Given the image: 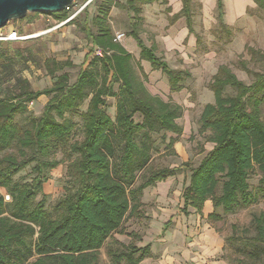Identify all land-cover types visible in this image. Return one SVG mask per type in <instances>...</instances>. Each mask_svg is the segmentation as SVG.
<instances>
[{"label": "trees", "instance_id": "trees-1", "mask_svg": "<svg viewBox=\"0 0 264 264\" xmlns=\"http://www.w3.org/2000/svg\"><path fill=\"white\" fill-rule=\"evenodd\" d=\"M181 1L182 12L187 16L189 0ZM252 1L264 13V0ZM134 4V0H125V9L137 16L140 9ZM110 7L94 18V33L85 24L81 28L97 52L91 50L86 55L85 61L90 55L92 58L71 86L67 76L62 75L54 78L51 88L33 93L27 81L17 79L18 94L0 98V189L11 198L10 214L3 216L5 203L0 196V264H95L98 250L114 234L136 238V234L126 233L122 227L129 219L143 217V191L184 170L190 172L189 185L181 194L180 213L184 216L189 209L201 214L206 201L211 202L213 210L221 209L224 214L248 207L255 201L247 183L253 171L260 176L257 193L264 199V123L259 117V107L264 103V71L252 72L242 66V71L254 80L247 86L227 67H219L208 86L214 102L205 105L199 117V133L206 134L205 142L212 145L211 150L196 168L183 163L175 168L147 170L153 152L149 134L161 131L180 135L182 129L176 120L181 109L136 87L132 56L113 42V33L106 23ZM221 7L218 0L217 9ZM44 15L57 22L66 19L63 12ZM127 36L139 49V61L135 62L139 71V62L145 61L153 71L166 77L171 93L180 91L182 82L190 78L189 73L174 71L156 57L153 48H147L139 39L135 26ZM245 51L252 59L257 56L264 60L260 52L249 48ZM46 66L44 62L50 75L61 70ZM226 88L234 94L226 95ZM40 96H51L42 116L28 117L22 126L16 124L15 119L26 112L27 104ZM88 98L86 112L81 116L83 139L70 146V151L78 155L67 167L75 188L57 202V216L51 220L42 202H32L46 180L44 173L58 165L52 157L66 149L72 126L65 122L64 114ZM109 98H116L114 121L105 112ZM134 114L141 116V123L133 122ZM173 145L169 139L165 147L172 154ZM9 149L16 153L4 154ZM31 164L35 175L31 181L14 183L13 177ZM214 217L211 213L207 219ZM255 223L257 241L264 244V216H258ZM34 235L35 240L27 243L25 237ZM136 240L140 241L138 237ZM122 248L120 252H106L113 264H140L151 257L149 245L137 248L128 244Z\"/></svg>", "mask_w": 264, "mask_h": 264}, {"label": "rangeland", "instance_id": "rangeland-1", "mask_svg": "<svg viewBox=\"0 0 264 264\" xmlns=\"http://www.w3.org/2000/svg\"><path fill=\"white\" fill-rule=\"evenodd\" d=\"M240 2L244 4L245 0H235L236 5ZM107 6L111 7L106 23L110 24L109 26L114 30L113 36L119 31L124 36V33L131 29V24L137 22L142 31L141 39L145 45H149L150 39L154 36L153 30L161 31V24L157 20L158 14L154 11L153 5L141 6V13L134 17L132 12L125 9V0H100L94 6L88 7L72 23L42 36L39 34L54 28L58 22L44 14L28 13L22 20L10 21L0 30V36H6L10 32L32 36L25 41L0 43V53L3 55L0 56V98L18 94L17 79L27 81L29 90L33 93L51 88L54 78L62 75L67 76V83L71 86L81 68L85 67L86 62L92 58L90 55L85 61L86 55L91 50L94 53L97 52L81 28L85 24L94 33L96 27L92 22ZM121 43L123 41L119 44ZM245 48L264 54V13L256 10L255 7L226 32L218 29L217 25L212 30L206 31L200 45L195 48H188L185 45L180 51L165 52L162 46L156 45V55L164 58L169 68L186 70L190 74V78L182 82V88L178 92H169L165 77L159 72H152L144 62H139L141 66L139 71L135 65L138 56L132 57L134 63L132 73L136 87L142 88L151 97H156L164 103L177 105L181 109V116L176 120V124L182 129L180 135L161 131L149 134L153 152L147 170L175 168L183 163H188L192 168L199 165L212 148L211 144L205 142L206 134L199 133V117L203 107L214 102L213 94L208 86L218 68L227 67L239 81L247 86L254 80L242 71V66L252 72L264 71L263 58L257 56L250 58ZM44 62H47V68L57 66L61 70L50 75L49 70L44 67ZM116 91L117 86L114 87V92ZM225 94L232 96L234 91L226 88ZM50 98L51 96H40L27 104L26 112L18 116L15 123L22 126L26 124L28 117L40 118ZM89 98L77 108L64 114L63 119L72 126L66 149L58 151L52 157L58 165L54 170L44 173L46 180L32 202L33 205L42 202L51 220L57 216L55 211L57 202L72 193L75 188L67 175V167L78 158V155L70 151V146L81 143L83 139L81 116L86 112ZM115 106L116 98L106 99L105 112L112 121L115 120ZM259 117L264 123V103L259 107ZM132 120L136 124L142 122L138 114H134ZM140 137L136 138L137 142L140 141ZM169 139L174 141V154L165 148ZM11 153L16 151L9 149L4 154ZM33 165H29L16 174L13 182L29 183L35 176L32 172ZM189 176L190 172L184 170L157 183L154 189L144 190L140 199L143 217L129 219L122 227L126 233L136 234V238L138 237L140 241L114 234L112 240L98 250V260L95 264H113L106 252L108 250L120 252L122 247L128 244L135 245L137 248L152 245L153 255L140 264H159L160 260H165V264H177L176 261L187 256L186 254L193 256L194 248L201 250L199 253L200 257H203L201 264H206V255L202 251L206 247V234H211L214 238L218 237L223 242L221 251L209 258L208 264L217 262L264 264V244L257 241L255 229V219L260 215L264 216V199H261L257 193L259 174L250 172L247 180L249 190L255 199L254 203L246 208L237 207L232 214H224L221 209L213 210L212 208L215 214L212 219H207L203 210L201 214L189 210L188 216L179 212L180 196L183 189L189 185ZM217 195H220L219 190ZM0 196H3L5 203L3 216H9L11 198L2 189H0ZM167 223L166 231H162ZM35 238L36 235L32 238L26 236L25 240L30 243ZM185 239L189 241L188 244ZM195 251L198 253L197 250ZM184 261H188L186 257Z\"/></svg>", "mask_w": 264, "mask_h": 264}, {"label": "crops", "instance_id": "crops-1", "mask_svg": "<svg viewBox=\"0 0 264 264\" xmlns=\"http://www.w3.org/2000/svg\"><path fill=\"white\" fill-rule=\"evenodd\" d=\"M134 1H135L134 7L140 9L139 14L141 13V6L151 7L153 5L155 7L154 11H156L158 14L157 20L161 24V31L153 30L155 32L154 33L152 32V35L154 36H152V38L150 39L151 43H148L149 45H145L143 40L141 39L142 31L141 29H139V25H137L139 23L135 22L131 24V29H129L124 33L125 37L122 40L123 43H121L120 46L132 57L138 56V60L136 61H139V49L136 45V42L131 37L127 36V34L135 26L138 32V37L143 42L144 46H146L147 48H153L155 56L162 59V61H164L166 64L167 62L166 60H164V58L156 55V51H155L156 45L162 46L165 52L180 51V49L184 48L185 45L188 48H195L200 45L203 36L206 35V31L212 30V28L215 25H217L218 29L226 32L227 30H230V28L233 27L238 21H240L248 13L249 10L253 9L254 7L256 10H258L255 3L252 0H245L244 4L240 2L237 5L235 3V0H220L222 6L221 10L217 9L218 0H189L188 14L187 16H185L182 12L183 5L181 0H155L150 4H140L139 3L140 0H134ZM137 16L134 15V17ZM109 27L112 33H114L112 27L111 26ZM119 32H117V34H120ZM140 62H144V64H146L151 69L150 65L147 62L145 61H140ZM172 70L186 71V70H177V69H172ZM151 71L155 73L159 72V71H153L152 69ZM167 85H168V81H167ZM168 89H169V85H168ZM151 188L154 189L155 187H151ZM151 188H147V189H151ZM180 199H181V208H182V198ZM202 210L204 211L206 218L209 214L213 213L211 202L210 201L204 202ZM188 243L189 241L186 240V244ZM222 243L223 242L220 238L218 237L214 238L211 234H206V247L204 248V250H202L204 255H206V264H208L207 261L209 260V258H211L213 255L221 251L223 247ZM195 250H197L198 253H195L196 252ZM200 252L201 250L194 248V252H192L194 254L193 256H189L188 254H186L187 256H185L188 261H184L185 258L184 257L182 259L179 258L178 261H176V263L181 264L188 262L191 264H201L203 257L202 258L200 257L199 255ZM150 254L153 255L152 245L150 247ZM164 261L165 260L162 261L160 260L158 263L165 264ZM215 264H222V263L217 262Z\"/></svg>", "mask_w": 264, "mask_h": 264}, {"label": "water", "instance_id": "water-1", "mask_svg": "<svg viewBox=\"0 0 264 264\" xmlns=\"http://www.w3.org/2000/svg\"><path fill=\"white\" fill-rule=\"evenodd\" d=\"M71 0H0V30L10 21L22 20L28 13H62Z\"/></svg>", "mask_w": 264, "mask_h": 264}, {"label": "built area", "instance_id": "built-area-1", "mask_svg": "<svg viewBox=\"0 0 264 264\" xmlns=\"http://www.w3.org/2000/svg\"><path fill=\"white\" fill-rule=\"evenodd\" d=\"M98 1L99 0H71L70 5L63 11L66 19L58 22V24L54 28L48 29L39 35H47L62 26L72 23L75 19L81 16L88 7L93 6ZM29 37L32 36H22L16 32H10L6 36H0V42H20L29 39ZM123 39L124 36L122 34H116L113 38V42L120 43Z\"/></svg>", "mask_w": 264, "mask_h": 264}]
</instances>
